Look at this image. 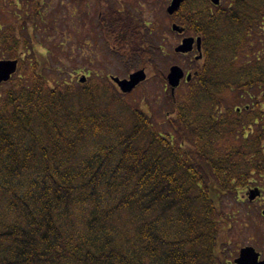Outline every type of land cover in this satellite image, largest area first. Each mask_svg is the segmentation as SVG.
Segmentation results:
<instances>
[{
	"label": "trees",
	"instance_id": "1",
	"mask_svg": "<svg viewBox=\"0 0 264 264\" xmlns=\"http://www.w3.org/2000/svg\"><path fill=\"white\" fill-rule=\"evenodd\" d=\"M42 4L0 0V59L25 57L0 94V264H228L221 198L264 181V0H186L204 59L162 131L108 80L50 84ZM98 22L153 58L131 15Z\"/></svg>",
	"mask_w": 264,
	"mask_h": 264
},
{
	"label": "rangeland",
	"instance_id": "2",
	"mask_svg": "<svg viewBox=\"0 0 264 264\" xmlns=\"http://www.w3.org/2000/svg\"><path fill=\"white\" fill-rule=\"evenodd\" d=\"M43 1L41 11L45 14L43 22L46 31L38 33L36 43L42 54L40 58L44 56L42 63L47 59L51 70H54L50 72V84L57 79L78 84L83 78L90 84L105 83L107 80L112 83L111 77L127 79L131 73L145 68L147 80L131 92L126 101L149 114L156 128L162 131L167 125L166 115H172L167 112L166 104L171 93L158 73L166 77L174 65L186 72L193 69L186 58L174 54L182 38L191 35L185 33L178 36L172 32L175 17L166 12L171 0H121V4L129 5L131 15L137 20L139 31L147 41L146 50L153 54L149 62L132 54H117L102 36L98 22L101 12L112 6L124 9L119 7L120 0ZM224 1V4L229 2ZM24 8L29 10L28 6ZM189 9L190 5L184 7L182 13L186 14ZM8 15V9H5L2 23L8 20ZM20 58L25 59L23 55ZM18 76L19 72L15 77ZM6 84L0 86V94L8 87ZM181 92V89L177 90L176 96ZM219 204L223 214L221 224L226 235L218 255H222L228 264H234L240 249L252 246L264 259V181L239 191L235 198L222 197Z\"/></svg>",
	"mask_w": 264,
	"mask_h": 264
},
{
	"label": "water",
	"instance_id": "3",
	"mask_svg": "<svg viewBox=\"0 0 264 264\" xmlns=\"http://www.w3.org/2000/svg\"><path fill=\"white\" fill-rule=\"evenodd\" d=\"M220 0H212L215 4H218ZM184 0H173L171 6L168 8L167 13L172 16L174 15L183 4ZM173 31L182 33L177 25H173ZM196 43L197 50L201 53L202 50V40L198 38H186L183 40L182 44L176 48V53L178 54H189L194 50V45ZM200 56L197 58L198 60ZM18 61L17 60H2L0 61V85L2 83L8 82L11 77L17 72ZM184 70L179 66L171 67L169 74L167 76L168 85L172 89V94H175L176 89L180 86L181 81L185 78ZM147 76L144 70L137 71L130 75L128 79L121 80L119 78H114L113 81L119 86L123 93H131L138 85L146 80ZM192 79V74H188L186 80L190 82ZM85 79L82 80L84 82ZM264 214V212H263ZM235 264H264V260L260 261V254L252 247H245L241 249L239 257L234 261Z\"/></svg>",
	"mask_w": 264,
	"mask_h": 264
},
{
	"label": "flooded vegetation",
	"instance_id": "4",
	"mask_svg": "<svg viewBox=\"0 0 264 264\" xmlns=\"http://www.w3.org/2000/svg\"><path fill=\"white\" fill-rule=\"evenodd\" d=\"M121 1V0H120ZM224 0H221L220 1V4L219 5H221L222 4V2H223ZM122 3V1L120 2V3H118V4H121ZM116 6H119V5H116ZM129 6V5H128ZM128 6H125V5H123V4H121L119 7H122V8H124V9H118V8H114L113 6H112V8L113 9H115V10H117L118 12H130L131 11V9L128 7ZM183 83V82H182Z\"/></svg>",
	"mask_w": 264,
	"mask_h": 264
}]
</instances>
